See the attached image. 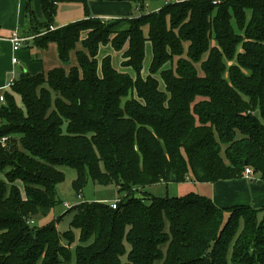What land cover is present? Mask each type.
<instances>
[{
  "label": "trees",
  "instance_id": "1",
  "mask_svg": "<svg viewBox=\"0 0 264 264\" xmlns=\"http://www.w3.org/2000/svg\"><path fill=\"white\" fill-rule=\"evenodd\" d=\"M62 1L78 0H40L42 20L28 1L26 32L42 33L36 47L54 42L63 64L80 43L76 65L22 72L0 102V264H264V208L140 190L238 178L246 167L264 180V0H189L106 20L81 0L83 18L52 28ZM108 44L130 72L98 58ZM61 166L76 171L77 194L88 180L113 184L116 208L82 201L29 223L59 202Z\"/></svg>",
  "mask_w": 264,
  "mask_h": 264
},
{
  "label": "crops",
  "instance_id": "2",
  "mask_svg": "<svg viewBox=\"0 0 264 264\" xmlns=\"http://www.w3.org/2000/svg\"><path fill=\"white\" fill-rule=\"evenodd\" d=\"M28 1L31 3L37 19L42 20L43 14L40 0H0V93L2 94L10 90V87L7 86L10 79L15 81L22 72L35 75L47 73L54 68L68 70L71 66L76 65V50L82 49L81 44L77 43L75 50H72L69 54V60L71 59V54L75 57L69 65L63 64L59 59L57 45L54 42H49L46 47L39 48L33 45L32 40H28L19 49L13 50L9 41L12 32L17 31L19 35L24 37L26 34L28 35L25 24V6ZM160 6L158 5L154 9ZM91 15L98 17L94 11L91 12ZM99 18L101 17L99 16ZM103 18H106V16H102ZM57 27L60 26H52V28ZM13 56L17 58L16 63L12 62ZM197 183L204 189L202 195L209 196L214 204L220 208L232 206H248L254 209L264 208V180L255 173L250 176L243 175L238 178L218 180L210 183L194 182L192 180L181 183L161 182L140 190L156 197H165L161 193H168L172 188L171 186L176 190L181 184L196 185ZM186 191L187 193L192 192L191 190ZM176 195L181 196L179 194ZM176 195L173 193L169 197H175Z\"/></svg>",
  "mask_w": 264,
  "mask_h": 264
},
{
  "label": "rangeland",
  "instance_id": "3",
  "mask_svg": "<svg viewBox=\"0 0 264 264\" xmlns=\"http://www.w3.org/2000/svg\"><path fill=\"white\" fill-rule=\"evenodd\" d=\"M87 3V6L89 8V12H95L97 16L101 17L106 16V18L114 17H133V16H139L142 13L153 11L155 7L158 5L160 6L162 4L161 0H143L144 1V7L143 9H140L135 2L132 1H117V0H85ZM118 8V10H117ZM125 9V10H124ZM85 7L84 3L81 0L78 1H62L57 4V10L56 14L53 20L54 26H62L64 24H67L66 22L69 21H76L85 16ZM126 14V15H125ZM122 24L118 25L119 27ZM233 25L236 30L238 28L235 25V22H233ZM32 36L25 35V38L27 40L31 41L32 37H38L40 36V32L38 31H30ZM240 50V48H239ZM105 55H110L112 58L113 65L115 68L122 70V71H129V68H122L120 66L121 62V51H115L109 44L106 46H102L100 48V52L98 55V58H102ZM151 58V52L149 46H147L145 59L143 62L144 70L146 71L148 63ZM72 59H75L74 56L71 54V59L67 62L65 65H69L71 63ZM235 60H233L234 62ZM9 92V91H8ZM126 99V98H125ZM125 99H123L122 103H124ZM17 102L20 104V99L17 98ZM60 170L64 172L65 179L62 183L58 184L56 187L57 192V198L59 202L45 215V216H39L35 217L33 219L32 225H35L36 227L42 226L46 223H49L50 221H54L57 217L62 215L65 211H67L70 207L73 205H76L77 203H80L82 201H94V200H102L111 202L112 200H116L119 197L122 196L121 193H119L116 189V187L113 184L109 185H100L97 183H94L90 180L87 181L85 187L82 189L80 194H77L73 187H72V181L76 177V171L68 166H61ZM0 179H4L3 174L0 173ZM16 185L22 190V184L20 181L15 182ZM171 190L168 191V193L162 192V196H172L179 194H185L187 193L186 190H191L195 193H204V189L202 186H199V183L196 185L192 184H181L178 188H173L171 186ZM207 194V193H205ZM138 195H141L140 193ZM178 196V195H176ZM73 210L68 211L64 214V216L60 219V221L57 223V229L60 232L66 231L70 228V221L72 219ZM75 232V236L78 235L77 230H73ZM63 243H66L65 240H62ZM77 243V240L71 245V250H73L75 244ZM128 248V246H127ZM122 260H125V256L122 257ZM72 264H74L72 262ZM228 264H231L228 262Z\"/></svg>",
  "mask_w": 264,
  "mask_h": 264
},
{
  "label": "built area",
  "instance_id": "4",
  "mask_svg": "<svg viewBox=\"0 0 264 264\" xmlns=\"http://www.w3.org/2000/svg\"><path fill=\"white\" fill-rule=\"evenodd\" d=\"M184 1H189V0H162V4H168V3H176V2H184ZM213 4H216L219 2V0H212ZM103 19H109V18H103ZM27 40V38L19 35V33L17 31L12 32L11 36L9 37V41L12 45V49L13 50H17L19 49ZM12 62L16 63L17 62V58L15 56L12 57ZM14 80L10 79V81L7 83V86H11L13 84ZM4 100V94L0 93V102H2ZM6 142V137L1 138L0 143L4 146ZM244 175L245 176H250L252 175V170L249 167L245 168L244 171ZM117 205V201L116 200H112L110 202V206L114 209L116 208ZM29 223H33V220H30Z\"/></svg>",
  "mask_w": 264,
  "mask_h": 264
}]
</instances>
